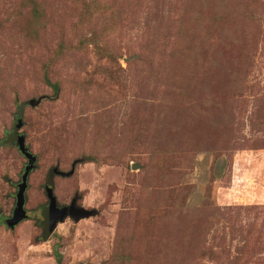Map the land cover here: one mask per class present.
<instances>
[{"label": "rangeland", "instance_id": "obj_1", "mask_svg": "<svg viewBox=\"0 0 264 264\" xmlns=\"http://www.w3.org/2000/svg\"><path fill=\"white\" fill-rule=\"evenodd\" d=\"M0 141V264H264V0H0Z\"/></svg>", "mask_w": 264, "mask_h": 264}, {"label": "water", "instance_id": "obj_2", "mask_svg": "<svg viewBox=\"0 0 264 264\" xmlns=\"http://www.w3.org/2000/svg\"><path fill=\"white\" fill-rule=\"evenodd\" d=\"M37 102H39V99L36 101L30 100L26 104H28L29 106H33L34 104H37ZM21 125H22L21 121L17 119L12 127L13 128L12 131L8 135V139L10 143H13L15 145L20 155H22V157H24V159L26 160L25 167L20 177V182L17 184V192L15 195L16 201H15V207L12 217L5 221L7 227L10 229L17 223L24 220L26 217L23 210V201H24L23 194L26 189V177L29 171H31V169L33 168L36 159L35 156L32 155L24 146L23 135L16 133L17 130L21 127ZM56 174L61 177H68L72 174V169L67 173L56 172ZM45 190H46V197L49 203L45 209L46 218L44 219L45 223L43 224L44 237L45 236L47 237L50 234V232L54 229V224L57 221L60 222L65 217H69L73 221H78L79 219L87 218L95 214L93 210H87L82 207H77L75 205L76 197H73L70 200L68 206L56 208L53 203L54 198L51 196V191L48 190V188H46Z\"/></svg>", "mask_w": 264, "mask_h": 264}, {"label": "trees", "instance_id": "obj_3", "mask_svg": "<svg viewBox=\"0 0 264 264\" xmlns=\"http://www.w3.org/2000/svg\"><path fill=\"white\" fill-rule=\"evenodd\" d=\"M20 120V119H19ZM21 121V120H20ZM22 123V122H21ZM0 144H1V141H0ZM26 161V160H25ZM36 161V159H35ZM35 163V162H34ZM53 257H54V261H55V264H60V260H61V256L60 254L57 252V251H53Z\"/></svg>", "mask_w": 264, "mask_h": 264}]
</instances>
